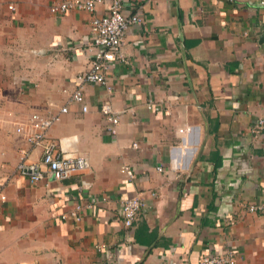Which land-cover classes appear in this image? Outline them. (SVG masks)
<instances>
[{
  "label": "crops",
  "instance_id": "crops-1",
  "mask_svg": "<svg viewBox=\"0 0 264 264\" xmlns=\"http://www.w3.org/2000/svg\"><path fill=\"white\" fill-rule=\"evenodd\" d=\"M59 1L0 0V264H199L226 248L237 264H264V217L247 211L264 201V127L252 132L264 120L259 0H121L145 23L110 64L111 92L79 79L92 15H54ZM80 85L85 113L70 101ZM65 106L48 134L89 168L31 184L16 171L20 150L33 162L41 152L16 129ZM135 196L144 205L126 228L121 201ZM75 204L82 219H62Z\"/></svg>",
  "mask_w": 264,
  "mask_h": 264
},
{
  "label": "built area",
  "instance_id": "built-area-1",
  "mask_svg": "<svg viewBox=\"0 0 264 264\" xmlns=\"http://www.w3.org/2000/svg\"><path fill=\"white\" fill-rule=\"evenodd\" d=\"M99 4H106L107 11L102 16H95L93 13ZM258 4L264 8V0H259ZM121 0H65L53 3L49 10L54 15L64 14L69 11L77 10L88 12L92 15L89 27L88 50L93 54V60L89 69L79 78L81 83H92L104 86L111 92V86L107 79L110 64L121 55L118 53L128 29L133 25L144 24L145 21L141 14L136 13L126 16L122 10ZM13 10V6H9ZM70 101L81 106L83 113L88 108L85 104L83 86L80 85L70 97ZM148 108H151L150 106ZM101 111L110 123L109 131L112 135L117 133L119 123L118 115L112 107L105 103L101 106ZM68 112V108L62 107L57 113L41 114L33 113L29 116L27 123L16 129L19 134H24L25 139L32 149H39L41 157L38 161H30L26 150H20V160L16 166L17 173L27 179L31 184H37L50 176L53 180L62 181L70 175L80 173L89 168V161L84 156H75L65 152L59 143L52 139L48 130L52 124L58 122L62 115ZM264 127V120L260 119L252 126V132L258 133ZM136 148V144H133ZM160 171V168H158ZM120 173L127 179H134V172L128 165L120 168ZM6 197L0 192V202L5 201ZM144 203L139 196L126 198L121 201V214L123 224L130 228L137 221L139 211ZM91 204L86 205L90 209ZM81 204H75L69 214L63 215L62 219L73 218L75 221L82 219ZM249 213L264 217V201L247 206ZM199 264H237L236 253L231 248H226L222 254H212L202 256Z\"/></svg>",
  "mask_w": 264,
  "mask_h": 264
}]
</instances>
